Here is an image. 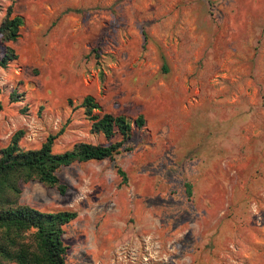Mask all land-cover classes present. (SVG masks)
Masks as SVG:
<instances>
[{"label":"rangeland","instance_id":"1","mask_svg":"<svg viewBox=\"0 0 264 264\" xmlns=\"http://www.w3.org/2000/svg\"><path fill=\"white\" fill-rule=\"evenodd\" d=\"M10 5L23 25L0 69V148L61 128L55 153L108 143L86 96L145 120L114 161L63 168L64 196L22 185L21 204L77 213L66 264H264V0H0V23Z\"/></svg>","mask_w":264,"mask_h":264},{"label":"trees","instance_id":"2","mask_svg":"<svg viewBox=\"0 0 264 264\" xmlns=\"http://www.w3.org/2000/svg\"><path fill=\"white\" fill-rule=\"evenodd\" d=\"M22 25V18L13 14L10 5L0 23V43L3 46L0 69H6L17 61L18 57L9 44L17 41ZM163 69L166 71L165 67ZM22 97L23 94L13 93L9 102H20ZM68 105L71 106L70 101ZM77 108L83 110L90 122V134L102 135L108 143L76 142L69 149L55 153L53 145L65 131L61 128L56 134L48 136L38 149L21 147L23 130L15 132L9 143L0 148V264H66L68 248L62 238L64 227L76 219L77 213L67 210L41 212L21 204L22 185L36 182L45 188H54L64 196L68 187L58 177L63 168L76 163L114 161L130 140L132 127L141 129L145 126L142 116L131 122L122 115L93 114L95 110H100V106L91 96L84 97ZM116 136L119 140L111 142ZM193 156L189 161L196 159ZM115 169L122 179L121 183L125 184L124 172L118 167ZM184 186L190 197V184Z\"/></svg>","mask_w":264,"mask_h":264}]
</instances>
